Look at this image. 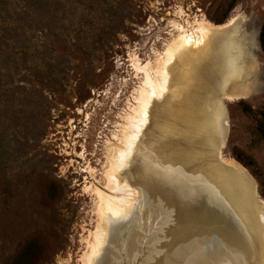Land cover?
<instances>
[{
    "label": "rangeland",
    "instance_id": "1",
    "mask_svg": "<svg viewBox=\"0 0 264 264\" xmlns=\"http://www.w3.org/2000/svg\"><path fill=\"white\" fill-rule=\"evenodd\" d=\"M231 17L191 46L199 57L167 62L166 89L122 166L156 152L150 170L175 196L159 183L130 186L137 216L117 234L142 250H121L115 264H169V237L179 234L182 247L216 237L245 248L234 214L239 184L209 172L223 164L214 155L223 123L221 153L239 163L264 205V0H0V264L85 260L84 239L101 221L93 188L110 190L107 156L143 80L133 61L165 58L179 33L172 21L190 22L196 38L194 19ZM234 93L246 98L228 100ZM200 171L205 177H193ZM188 250L173 252L175 264L191 258Z\"/></svg>",
    "mask_w": 264,
    "mask_h": 264
},
{
    "label": "bare ground",
    "instance_id": "2",
    "mask_svg": "<svg viewBox=\"0 0 264 264\" xmlns=\"http://www.w3.org/2000/svg\"><path fill=\"white\" fill-rule=\"evenodd\" d=\"M235 19L236 17H231L228 21L222 24H213L208 19L206 20L204 18L194 19L192 23L193 26H196L194 28L196 38H193V32L190 31V22L187 20L184 21L186 23L185 26L181 22L172 21L171 25L176 28L179 33L171 39L168 46L162 52L165 58L162 59L159 57L160 59L156 60L155 64L149 61L142 64L137 58L136 61H133V67L136 71L143 74V80L141 81L140 86L138 85L139 89L138 95L135 97V104L132 105L130 113L125 116V122L121 130L122 134H119L117 139V147L107 156V164L109 165H107L108 167L104 171V178L106 179L110 190L104 191L99 187L93 188V194H95L97 202L99 203L98 212L100 214L98 213V216L101 217V221L96 224L95 229L90 231L88 237L84 239L86 243V251L83 253L85 260H81V264H115L114 262H117L118 260L116 255L121 250H127L126 252H128L130 256L135 254L136 251L142 250V248L134 245L132 240L130 241V246L126 247L125 240L127 239L122 238L117 234L126 225H121L125 219L131 218L129 222H131L130 225L132 226V221H134L132 218L137 216V214L134 213V209H132L135 202H133L134 196L130 192V186H132V184H139L142 186L141 180L146 184H151L152 182L156 184L157 182L163 189L165 188L164 190L169 194V183H163V177L159 174L152 173L150 170V167L156 163V152L153 154L149 153L147 156L136 154L129 161L130 167H123L122 164L126 162L127 157L131 154L133 143L135 142V139H138V133L141 126L148 118L147 114L149 113L148 106L150 102H152L153 97L161 96V93L166 89V80L169 75L166 69L167 62H171L175 56L179 54H183L190 58L199 57L202 52L190 51L189 49L191 46L193 45L196 47L197 45L198 47L203 41V37L206 35L213 36V39L214 36H216L215 30L217 28H228ZM207 48V44H201V50ZM244 98L246 97L238 93L228 96V100H240ZM221 124L222 126L218 129L214 155L216 159H219L220 157L223 160V164L216 165L213 163L209 173L214 178L219 173L220 175H223L224 178L227 174L228 177L235 178V181L239 184L237 195L239 194L240 197L237 206L239 207L240 213L237 214V220L248 228V231L246 230L248 234H245L247 238V242H244L245 252L242 255L237 254V249L235 250L231 245H228L226 240L225 244H223L222 242L224 241H222V239H217L216 237H211V240H207V242L205 240L204 243L200 240L193 242L191 248L186 246L182 247V242L179 243V239L183 236L179 234L174 241L169 237L166 253L169 256V259H167L169 264H175L176 261L171 258V255H173V252L177 249H189L187 254L190 253L191 260H193L190 263L189 255L187 257L183 255L181 256L182 263L264 264V205L258 200L255 185L252 184L240 167H238L239 163L230 157H224L222 155L221 148L223 147L225 132L222 131L223 123ZM140 141L141 140L138 141L136 149L139 147ZM200 174L205 175V171L196 173L198 177L202 176ZM229 180L231 181L232 178H229ZM216 183L217 181L215 182V185ZM216 193H219V191ZM228 206L230 207V205ZM161 210L166 217V214H168L167 210L164 208ZM151 215L152 212L147 213L148 217ZM158 215L161 214L159 213L157 216ZM166 240H168V237ZM108 242L111 244L108 245ZM142 243H144V241Z\"/></svg>",
    "mask_w": 264,
    "mask_h": 264
},
{
    "label": "water",
    "instance_id": "3",
    "mask_svg": "<svg viewBox=\"0 0 264 264\" xmlns=\"http://www.w3.org/2000/svg\"><path fill=\"white\" fill-rule=\"evenodd\" d=\"M225 129H226V127H225ZM225 129L223 128L222 131L225 132ZM226 131H227V129H226ZM181 134H182V133L180 132V135H181ZM182 135H183L182 138L185 140V142H187V143L189 142V143H190V141H191V140H190L191 137H190L187 133H183ZM173 136H175V138H180V136L178 135V133L175 134V135H173ZM202 143H203V142H202ZM176 170H177V174L179 173V175H180V174L185 175L184 173L178 171V170H180L179 168L176 169ZM171 174H173V173H171ZM171 174H170V175H171ZM173 175H174V174H173ZM173 175H171V177H170V178H171V181L169 180L170 183L173 182V181H172V179H173V178H172ZM197 175H198V174H197ZM197 175L194 173V174H193V177H197ZM200 175H202V174H200ZM174 177H175V175H174ZM202 177H205V175H203ZM175 178H176V177H175ZM251 179H252V177H251ZM156 184L158 185L157 182H156ZM171 184H172V183H171ZM171 184L169 185V195H171V196L174 195V196H175V194H173L174 189H173V186H172ZM239 197H240V196H239V194H238V197H237L238 199H236V200L234 201V202H235L234 205L237 207L238 212H239V207L237 206V203H238V201H239ZM227 202H228V205H230L229 201H227ZM238 212H237V213L234 212L235 216H237ZM239 213H240V212H239ZM237 218H238V216H237ZM239 224H240V234H242V236H243L242 239L244 238L243 240H244V242L246 243V242H247V238H246L245 234H248V232H247V231H248V228L245 227L244 224L241 223V222H240ZM246 230H247V231H246ZM245 243H244V246H245ZM237 251H238L237 254L242 255V254L245 252V248H244V249H243L242 247H240V249L237 248ZM181 261H182V259H180L179 263H181V264H188L189 262L191 263L193 260H191V258H189V262H187V263H182ZM190 263H189V264H190ZM177 264H178V263H177Z\"/></svg>",
    "mask_w": 264,
    "mask_h": 264
},
{
    "label": "trees",
    "instance_id": "4",
    "mask_svg": "<svg viewBox=\"0 0 264 264\" xmlns=\"http://www.w3.org/2000/svg\"><path fill=\"white\" fill-rule=\"evenodd\" d=\"M258 40H259L261 48L264 50V28L263 27H261Z\"/></svg>",
    "mask_w": 264,
    "mask_h": 264
}]
</instances>
